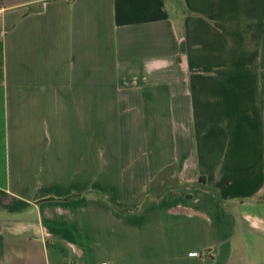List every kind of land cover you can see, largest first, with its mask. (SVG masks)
<instances>
[{
	"label": "crops",
	"instance_id": "0c3cea01",
	"mask_svg": "<svg viewBox=\"0 0 264 264\" xmlns=\"http://www.w3.org/2000/svg\"><path fill=\"white\" fill-rule=\"evenodd\" d=\"M0 264H264V0H2Z\"/></svg>",
	"mask_w": 264,
	"mask_h": 264
},
{
	"label": "rangeland",
	"instance_id": "374dc122",
	"mask_svg": "<svg viewBox=\"0 0 264 264\" xmlns=\"http://www.w3.org/2000/svg\"><path fill=\"white\" fill-rule=\"evenodd\" d=\"M172 173L169 172V170H166L164 171L162 174H161V178H164V181L168 184H175V181L172 179V176H171ZM129 233H135L134 231L130 230ZM129 237H135V235H129Z\"/></svg>",
	"mask_w": 264,
	"mask_h": 264
},
{
	"label": "trees",
	"instance_id": "16d2710c",
	"mask_svg": "<svg viewBox=\"0 0 264 264\" xmlns=\"http://www.w3.org/2000/svg\"><path fill=\"white\" fill-rule=\"evenodd\" d=\"M1 3H2V0H0V5H1Z\"/></svg>",
	"mask_w": 264,
	"mask_h": 264
},
{
	"label": "built area",
	"instance_id": "2783aa9c",
	"mask_svg": "<svg viewBox=\"0 0 264 264\" xmlns=\"http://www.w3.org/2000/svg\"><path fill=\"white\" fill-rule=\"evenodd\" d=\"M203 252H205V253H206V251H203Z\"/></svg>",
	"mask_w": 264,
	"mask_h": 264
}]
</instances>
